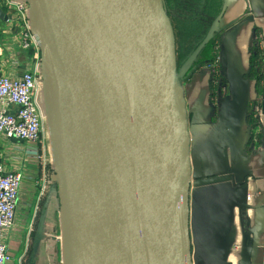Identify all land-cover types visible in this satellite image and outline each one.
<instances>
[{"label":"water","instance_id":"water-1","mask_svg":"<svg viewBox=\"0 0 264 264\" xmlns=\"http://www.w3.org/2000/svg\"><path fill=\"white\" fill-rule=\"evenodd\" d=\"M27 2L40 47L63 264H192L179 74L217 34L222 13L179 73L163 0ZM228 98L217 104L226 143ZM231 156L235 166L234 145Z\"/></svg>","mask_w":264,"mask_h":264},{"label":"crops","instance_id":"crops-1","mask_svg":"<svg viewBox=\"0 0 264 264\" xmlns=\"http://www.w3.org/2000/svg\"><path fill=\"white\" fill-rule=\"evenodd\" d=\"M209 1L220 8L215 18L222 13L217 34L222 49L220 81L226 90L217 95L212 72L204 68L183 86L192 264H264V72L259 74L262 68L253 60L255 54L264 55V0ZM0 8L4 12L0 16V76L20 77L28 69L40 70L41 56L20 43L22 23L15 9L8 0H0ZM224 96L229 97L231 121L227 143L217 108ZM231 145L235 146V166ZM0 162L6 170L23 175L16 221L8 237L11 264H20L33 240L38 245L61 220L51 143L0 136ZM245 193L248 198L241 204L239 198ZM61 236L62 226L48 240L60 252Z\"/></svg>","mask_w":264,"mask_h":264},{"label":"built area","instance_id":"built-area-1","mask_svg":"<svg viewBox=\"0 0 264 264\" xmlns=\"http://www.w3.org/2000/svg\"><path fill=\"white\" fill-rule=\"evenodd\" d=\"M22 23L20 43L25 49L40 47L32 29L27 0H8ZM41 74L39 69H28L20 77L0 76V136L14 137L31 144L43 140L44 112L40 103ZM16 107L14 111L12 108ZM19 170H6L0 162V264H11L8 237L16 221L17 202L22 183Z\"/></svg>","mask_w":264,"mask_h":264},{"label":"rangeland","instance_id":"rangeland-1","mask_svg":"<svg viewBox=\"0 0 264 264\" xmlns=\"http://www.w3.org/2000/svg\"><path fill=\"white\" fill-rule=\"evenodd\" d=\"M165 11L169 17L171 25L173 27L174 39H175V56L177 72H181V68L189 60L192 52L198 47L200 42L206 36L210 25L216 15L219 14L220 8L212 6L209 0H163ZM219 34V33H218ZM216 41V47L218 50V57L215 60V65L211 61H207L203 64L202 68L212 72L213 89L214 85H217V95L225 94V88H220L222 72L219 68V56L222 54L220 34ZM202 52V51H201ZM201 53L195 61L201 59ZM194 61V62H195ZM193 62V64H194ZM193 64L188 68L185 73L179 74V79L182 84L191 75ZM201 68V69H202ZM223 85V84H222ZM40 95L42 100L40 101L41 107L44 112L43 116V139L50 141V127L46 120L45 106L43 104V86L40 84ZM225 97V96H224ZM61 220H58L53 234L45 232L46 237L41 242L36 243L33 240L32 245L29 247V253L26 260L20 264H63V253L58 251V246L49 245L48 240L50 236L57 234L61 227ZM50 235V236H49ZM45 236V235H44ZM60 237V234H59Z\"/></svg>","mask_w":264,"mask_h":264},{"label":"trees","instance_id":"trees-1","mask_svg":"<svg viewBox=\"0 0 264 264\" xmlns=\"http://www.w3.org/2000/svg\"><path fill=\"white\" fill-rule=\"evenodd\" d=\"M217 39H218V37L214 36L212 38V40L202 50V52H201L202 58L194 62L193 68L190 71L191 75L188 76V78H191L197 71H199L205 62L211 61L212 64L215 63V60L218 57V50L216 47ZM29 50L31 51V53L34 52V48L29 49ZM253 60H255L256 64L259 66V68H262L261 72L259 74H261V73L263 74V72H264V55L258 56L257 54H255L253 57ZM220 88H223L222 84H220ZM214 90H215V85H214Z\"/></svg>","mask_w":264,"mask_h":264}]
</instances>
